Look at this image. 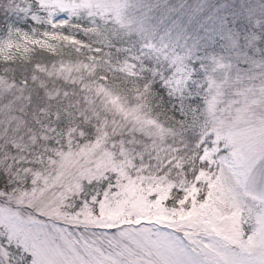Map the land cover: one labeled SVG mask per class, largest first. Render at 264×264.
<instances>
[{
  "label": "rangeland",
  "instance_id": "rangeland-1",
  "mask_svg": "<svg viewBox=\"0 0 264 264\" xmlns=\"http://www.w3.org/2000/svg\"><path fill=\"white\" fill-rule=\"evenodd\" d=\"M35 1L8 0L9 13L44 27L0 29V58L62 40L106 71L157 76L191 125L166 127L88 78V94L71 100L91 139L67 127L50 143L53 126L35 131L19 115L35 88L1 75L0 264H264V0L236 11L211 0ZM47 64L33 85L52 77L68 93L95 70ZM52 88L37 99L66 96Z\"/></svg>",
  "mask_w": 264,
  "mask_h": 264
},
{
  "label": "trees",
  "instance_id": "trees-1",
  "mask_svg": "<svg viewBox=\"0 0 264 264\" xmlns=\"http://www.w3.org/2000/svg\"><path fill=\"white\" fill-rule=\"evenodd\" d=\"M242 1L247 4L252 0H211L209 9L212 8L213 4H220L223 3L226 7L230 9L225 10H232L236 11L237 9L242 6ZM33 4L37 5L35 0H30ZM228 4H227V3ZM8 0H1V7H0V29H3L8 24L16 25L18 28H23L26 30H37L41 31L42 26L41 23H36L31 19L26 13L20 15L11 14L8 11ZM219 6V5H218ZM222 9V10H223ZM236 9V10H235ZM221 10V11H222ZM67 29V28H66ZM67 34V32H64ZM77 38H80L82 41H91L92 35H80L77 32L75 33ZM73 35V33H72ZM116 40L115 38H111V42ZM59 61H71L73 63H90L91 65L95 66V70L90 74V76H85L86 69L81 71L82 73V84L85 80L93 79L94 81L98 82V80L108 86L113 92L120 96H124L125 100L128 103L132 101H140L143 102L144 108L149 116L154 117L158 120L161 124L169 128H180L184 131L190 130L188 127L191 125L187 116H184L179 109L177 108V104L175 100L177 99L173 95H171L163 86L160 79L157 76H151L148 72H142L137 76H127L121 73H117L110 70H104L105 68L101 67V61H96L94 57H91L88 51H84L80 47H76L75 45L66 44L62 40L60 42L54 44L50 48H45L44 46H32L25 52L21 54L14 55L8 59L0 58V76H4L9 80L13 81L14 83L19 84L20 86L32 89L35 88V91H38L39 94L43 90H51L52 87H58V90L61 93H65L66 96L58 95L54 98L47 97L45 100L37 99L35 95V91L30 95L29 99L23 98V105L24 108H20L22 118V124L25 126L33 128L35 131L40 129H45L52 127L55 131L59 134H54L52 132H48L52 134V138L49 140L50 143H54L53 139L58 144H63V134H61L67 127H72V129L78 131L80 128L83 130L84 135L80 137V139H91L92 137V127L88 121H85L82 117L83 114L78 110L76 112L72 96L75 94L80 97L81 95H86L89 92V88L86 84H83L81 87V83L78 82V86L75 89L76 93H68L71 89V86L67 84V90H64V85L59 84L55 86L52 83L54 78L48 77L46 78V87L37 85V78H33L35 81V86L32 82V71H38L41 65H45L47 63H57ZM48 65V64H47ZM61 82V81H60ZM75 83V82H71ZM22 84V85H21ZM32 84V86H31ZM53 89V88H52ZM81 94V95H80ZM176 98V99H175ZM43 103H49L54 105H59L58 107V116H53L52 112H47L44 108L45 106ZM18 105L19 102H18ZM34 106L31 111L27 108L29 106ZM49 107V106H48ZM61 107V108H60ZM83 107L82 105L80 108ZM50 108V107H49ZM43 109L46 112H43ZM52 109V108H50ZM55 124V125H54ZM191 145L194 144V140L189 135ZM193 140V142H192ZM185 149H182L181 152H184ZM181 157L187 158V153L180 154ZM103 180L102 182H104ZM101 182V183H102ZM101 183H97L99 186ZM8 185V180L5 174L0 169V189H6ZM96 186V182H91L90 184L85 185L83 189H88V191L92 192L94 187ZM92 187V188H91ZM99 191L102 189L96 188ZM86 191V192H88ZM88 192V193H90ZM83 196V195H82ZM84 197V196H83ZM79 201V199L77 200Z\"/></svg>",
  "mask_w": 264,
  "mask_h": 264
},
{
  "label": "snow or ice",
  "instance_id": "snow-or-ice-1",
  "mask_svg": "<svg viewBox=\"0 0 264 264\" xmlns=\"http://www.w3.org/2000/svg\"><path fill=\"white\" fill-rule=\"evenodd\" d=\"M236 235H237V238L236 239H232V243L239 244L240 243V241L238 239L239 233H237ZM250 240H251V238H250ZM169 247H172V242H169ZM33 248H34V251L31 254L32 255H37L38 249H37V246L35 244L33 245ZM181 251H182V249H181ZM33 264H36V262L34 261Z\"/></svg>",
  "mask_w": 264,
  "mask_h": 264
}]
</instances>
